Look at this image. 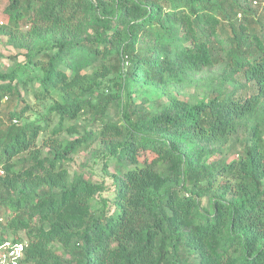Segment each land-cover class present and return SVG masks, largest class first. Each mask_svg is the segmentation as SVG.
Masks as SVG:
<instances>
[{
    "label": "trees",
    "instance_id": "obj_1",
    "mask_svg": "<svg viewBox=\"0 0 264 264\" xmlns=\"http://www.w3.org/2000/svg\"><path fill=\"white\" fill-rule=\"evenodd\" d=\"M2 4L0 264H264V0Z\"/></svg>",
    "mask_w": 264,
    "mask_h": 264
},
{
    "label": "rangeland",
    "instance_id": "obj_2",
    "mask_svg": "<svg viewBox=\"0 0 264 264\" xmlns=\"http://www.w3.org/2000/svg\"><path fill=\"white\" fill-rule=\"evenodd\" d=\"M5 4L0 5V21H4V10ZM16 52L5 44V40L2 39L0 42V72L7 71L14 66L13 57ZM18 57V55H17ZM18 61L22 60V56L18 57ZM201 84H195L193 81L187 82L183 86L173 87L170 91L180 99H187L192 97H199L202 94V89L205 87V84L208 82H212V79L215 76V73H201ZM112 76H107L106 78H102L99 81V92L107 95L110 92H114L115 88L113 87ZM147 90L145 88L139 91L140 98L138 101L147 100L151 101L158 93L155 90H150L146 93ZM165 98V97H164ZM151 103V102H150ZM41 105L35 106L37 107V115L44 114L47 112V109L50 105L49 101H44L40 103ZM34 108V109H35ZM33 118V116L31 117ZM102 154L100 151L95 150L94 152H81L75 157V161L69 164L70 174H83L85 178L96 182L98 184H103L105 191L102 192L103 197H111L113 194V187L111 184V180L109 175L106 173L115 172V167L113 162L107 163V169L103 170V161Z\"/></svg>",
    "mask_w": 264,
    "mask_h": 264
},
{
    "label": "built area",
    "instance_id": "obj_3",
    "mask_svg": "<svg viewBox=\"0 0 264 264\" xmlns=\"http://www.w3.org/2000/svg\"><path fill=\"white\" fill-rule=\"evenodd\" d=\"M22 245L21 244H11L10 242H6L4 244V251L8 254V256H10L12 259H11V262H6L5 260V255H3L2 257V263L4 264H16L15 263V259L19 258L20 257V253L22 251Z\"/></svg>",
    "mask_w": 264,
    "mask_h": 264
}]
</instances>
